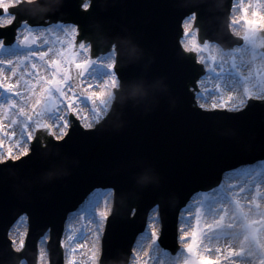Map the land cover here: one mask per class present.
Returning a JSON list of instances; mask_svg holds the SVG:
<instances>
[{"label": "water", "instance_id": "1", "mask_svg": "<svg viewBox=\"0 0 264 264\" xmlns=\"http://www.w3.org/2000/svg\"><path fill=\"white\" fill-rule=\"evenodd\" d=\"M89 1L87 11L80 10L81 0H39L30 10L11 9L18 20L33 25L45 24V18L76 23L79 39L91 40L95 54L116 43L121 87L107 119L91 131L76 123L64 140L45 137L42 148L36 138L27 157L0 164V264H18L21 255L34 264L36 242L47 229L51 263L59 264L57 246L66 215L95 188L115 192L101 264H126L146 214L156 204L163 222L161 244L173 250L171 220L189 197L216 185L223 172L264 158V103L252 100L235 113L193 107L189 88L202 68L179 46L181 23L195 12L200 41L231 47L236 42L227 31L232 0ZM45 8L51 11L45 14ZM14 28L3 29L0 37H12ZM252 167L264 171V160L240 166L228 178ZM208 191H218L208 195L217 200L225 194L219 184ZM24 213L29 230L24 252L18 254L9 240L16 250L25 238ZM47 240L38 242V264H49ZM177 252L182 254L179 246Z\"/></svg>", "mask_w": 264, "mask_h": 264}, {"label": "snow or ice", "instance_id": "2", "mask_svg": "<svg viewBox=\"0 0 264 264\" xmlns=\"http://www.w3.org/2000/svg\"><path fill=\"white\" fill-rule=\"evenodd\" d=\"M17 3L18 0H0V13H3L0 27H10L15 23L17 13L11 9L17 8L14 7ZM82 7L87 11L90 3ZM239 10V18L234 17L231 24L243 22V46L226 52L207 39L202 44L193 39L191 46L181 45L184 53H197L196 64L207 63L208 70L217 80L226 82L227 101L232 103L228 111H241L250 100L264 101V36L261 35L264 33V0H249L246 5L244 0H240ZM196 20L195 12L184 18L183 37L194 35L192 29ZM15 32L18 43L12 47L0 39V134L3 136L0 149L4 148L5 139L12 145L0 154V162L3 163L13 159V148L18 150L20 159L27 157L37 132L62 141L69 136V129L76 127V121H85L79 126L91 131L107 119L115 90L121 87L115 71L118 64L116 43H112L107 55L92 57V41L87 38L78 41L79 25L74 23L59 22L46 28H33L27 20H22ZM196 32H199L198 28ZM21 35L23 38L19 39ZM49 35L53 39L47 38ZM206 50L208 55L205 58L200 54ZM82 53L88 55L80 59ZM245 56L249 57L247 63L255 67V75L251 70L244 74L241 64L245 63ZM229 61L230 66L226 69ZM257 61L261 63L257 65ZM95 69H104L99 76L102 86L88 83L89 76L97 79ZM82 83H87V88L78 91ZM202 83L203 80L198 78L189 88L194 100L200 97L197 89ZM240 84H243L242 92L238 88ZM98 86L102 87L101 91L93 90ZM215 91L221 92L220 83H217ZM89 105L90 118L81 115ZM194 106L207 110L204 103ZM225 107L223 99L219 104H212V110ZM254 175L261 180L252 189L241 187L226 192L219 197V202L208 203L206 210L205 202L216 201L217 198L204 194L205 201H201L195 210V223L190 232L181 229L184 234L179 236V241L184 243V264H264V172L256 171ZM229 187L235 189L236 186ZM113 192L111 188L96 189L80 207V218L87 216L90 223H96L91 264H99L100 261L101 248L97 247V242L109 218L105 209ZM156 219L152 216L153 222ZM68 239L71 242L76 237L69 236ZM162 239V229L159 233H151L152 246L162 243ZM24 247L22 237L16 250ZM60 247H64L63 241H60ZM75 251L76 248H72V252ZM133 252L138 255L135 248ZM68 264H75V261L69 260Z\"/></svg>", "mask_w": 264, "mask_h": 264}, {"label": "bare ground", "instance_id": "3", "mask_svg": "<svg viewBox=\"0 0 264 264\" xmlns=\"http://www.w3.org/2000/svg\"><path fill=\"white\" fill-rule=\"evenodd\" d=\"M249 2V0H244L245 5ZM239 3L240 0H233V4L231 7V14H230V22H229V30L232 34L237 35L238 32H240V28L243 27V22L241 21L237 25H232V19L239 18L240 16V10H239ZM3 15V14H2ZM1 15V16H2ZM242 25V26H241ZM194 35L192 37L196 39V29L193 27L192 29ZM37 35L39 33H36ZM16 41L17 39V34H16ZM15 41V43H16ZM181 44H189L190 46V39L184 37L181 40ZM12 47V46H11ZM194 53V52H193ZM195 54V53H194ZM84 56V57H83ZM87 55L81 54L79 57L80 59H84ZM196 59H198V55L195 54ZM246 56L244 57L245 63L241 64V68L244 71V74L247 75L248 71H255V67L253 65L247 66V62L245 60ZM237 62L240 63L239 58H237ZM257 65H259L261 62L257 61ZM204 67V74L200 78L203 80V83L199 86L197 91L200 93V97L195 99L196 104L198 105L200 101L202 100L203 102L206 101L208 104H205L206 109H211V103L220 101L223 99L226 102V109H230L232 107V103L227 101L228 97V91L226 87V82L224 81H218L217 78H213L210 80L209 78L206 77L205 73H208V69L203 65ZM92 71V70H90ZM97 73V79L93 80L91 76L88 77V83H91L93 85H101L102 86V81L99 80L100 74H102L104 71L101 70L100 72L98 70H95ZM211 75L213 73L209 71ZM217 83L221 84V92L216 93L215 88ZM82 87L84 89L87 88V83H82ZM241 85V84H240ZM240 85H238V88H240ZM205 89H208L210 91L206 92ZM93 90L99 92L102 90V87L98 86L95 87ZM214 92L215 97H211L210 94ZM201 98V99H200ZM90 110V108H89ZM82 116H90V112H85V110L81 113ZM90 118V117H89ZM7 122V121H6ZM5 122V123H6ZM84 121H79L80 124H82ZM17 135L19 136L20 134V129L17 127L16 128ZM3 136L0 134V139H2ZM14 143V142H13ZM12 146L9 141L5 139L4 141V148L0 149L1 154H3L8 147ZM17 149L13 148V159L15 157H19V153H17ZM260 170L264 172L261 168ZM256 171H248L246 173H237L235 177L229 179L228 175H223L221 178V184L220 187L221 189H224V192H229V191H235L238 190L241 187L247 188V189H252L255 183L259 182L261 180V177L255 176ZM229 185H235V189H232L229 187ZM262 187H264V184H262ZM95 191V190H94ZM93 192V191H92ZM91 192V193H92ZM208 195L211 194V192L207 193ZM195 195H193L192 199L189 201V203L186 205V209H182L179 218H178V224H177V236H178V241H179V236L184 234L181 229L184 231L190 232L191 226L194 225L195 223V210L196 208L200 205V202H193ZM221 197V196H219ZM88 197H86L87 199ZM111 198V195L109 196V199ZM111 201V199L109 200ZM205 201V200H202ZM219 202L218 200L215 202ZM209 202H205V210L207 209V204ZM190 204L194 205L193 209H187ZM156 210L151 209L149 210L147 214V224H146V230L148 233H152L154 230L158 233L159 231V223L158 220L156 219L155 222L152 220V216H156ZM71 217L66 218L64 224H63V230H62V239L61 241L64 242V247H62V254H63V264H68L69 260L75 261V264H91V253L93 249V242L95 241V229H96V223L89 221L88 217L85 216L84 221L80 217ZM157 217V216H156ZM210 219V217H209ZM187 226V227H186ZM151 235V234H150ZM69 236H75L76 240L75 241H69L68 237ZM100 241V240H99ZM99 241L97 242V247H99ZM180 243V241H179ZM83 245V247H80V245ZM72 248H76L75 252H72ZM135 248L136 255L134 252H132L130 262L129 264H157L158 261L155 260V251L153 250L151 246V238L147 240L145 237L139 236L137 241L133 245V249ZM132 249V251H133ZM160 259H162L163 263L162 264H175L173 261H170L168 258L165 256L159 255Z\"/></svg>", "mask_w": 264, "mask_h": 264}, {"label": "rangeland", "instance_id": "4", "mask_svg": "<svg viewBox=\"0 0 264 264\" xmlns=\"http://www.w3.org/2000/svg\"><path fill=\"white\" fill-rule=\"evenodd\" d=\"M242 26V25H241ZM240 32H238L237 33V35H238V37L239 38H241L242 37V35H243V31H244V28L243 27H241L240 29ZM39 35V34H38ZM23 38V36L21 35L20 37H19V39H22ZM47 38H49V39H53V36H51V35H49ZM186 38H189L190 39V42L194 39L193 37H192V35H190L189 37H186ZM184 39H185V37H184ZM42 42V41H41ZM243 42V41H242ZM18 43V40L16 41V43H14L13 45H11V46H14V45H16ZM191 46V45H190ZM14 50H19V49H14ZM83 55H87L86 53H82ZM200 55H203L205 58L207 57V55H208V52H207V50L204 52V53H201ZM84 57V56H83ZM245 60H246V62L249 60V57H247L246 56V58H245ZM230 63H231V61H229V63L228 64H226L225 65V68L227 69L229 66H230ZM247 64V66L249 67V65L250 64H248V63H246ZM204 65L206 66V68L208 69V67H209V65L207 64V63H204ZM95 70H98L99 72L101 71V70H103L104 71V69H95ZM255 71H256V69H255ZM255 71L253 72V75H255ZM206 77L207 78H209L210 80H212L213 78H215V76L214 75H211L210 73H209V71H208V73H206ZM254 82V81H253ZM83 85L81 84V88L80 89H78V91H83L84 90V88L82 87ZM239 91L240 92H242L243 91V84H241L240 85V88H239ZM86 94V93H85ZM210 96L211 97H215L216 95H214V92L212 91V93L210 94ZM201 99V98H200ZM221 102V100L220 101H217V102H213V103H216V104H219ZM200 103H204V104H208L206 101H200ZM213 103H211V106H212V104ZM89 108H91V105H89L88 106V108L85 110V112H90V110H89ZM90 117V116H89ZM6 122V121H5ZM85 122V121H84ZM7 123V122H6ZM3 149V148H2ZM0 154H1V151H0ZM252 171H261L260 170V168L259 167H252ZM226 175H228V173L226 174ZM220 184H221V182L219 183V186H220ZM209 192H211V194H213V193H216V192H218V191H206V192H201V193H198L195 197H194V199H193V201H192V203L193 202H201L202 200H205V193H209ZM111 199V198H110ZM109 199V200H110ZM101 206L103 207V203L101 202ZM110 207H111V205H110V201H109V203H108V206H107V208L105 209L106 211H108L109 209H110ZM191 207H193L194 208V205L193 204H190V206H188L187 207V209L189 210V209H193V208H191ZM195 209V208H194ZM74 218L75 217H80V211L79 212H77L74 216H73ZM72 217V218H73ZM157 218H158V216H157ZM83 221H84V219H82ZM155 231V230H154ZM151 233H148V231H147V236H141L142 238L143 237H145L147 240H149L150 238H151V235H150ZM96 239V238H95ZM151 246H152V242H151ZM152 248H153V250L155 251V260L156 261H158V263L157 264H162L163 263V261H162V259H160V256L159 255H162V252L159 250V247H158V245H155V246H152ZM179 248H180V250H181V252H182V254H178V252H176V253H174L173 255H172V257H171V255L169 254V253H165V254H163L162 256H165L166 258H168L170 261H173L175 264H184V261H183V257H184V255H185V253H184V251H183V249H184V243H182V242H180L179 243Z\"/></svg>", "mask_w": 264, "mask_h": 264}, {"label": "clouds", "instance_id": "5", "mask_svg": "<svg viewBox=\"0 0 264 264\" xmlns=\"http://www.w3.org/2000/svg\"><path fill=\"white\" fill-rule=\"evenodd\" d=\"M52 3H58L59 0H51ZM39 3V0H18V3L14 5L19 9H31V7L35 4ZM42 11L47 14L51 9L45 8Z\"/></svg>", "mask_w": 264, "mask_h": 264}]
</instances>
